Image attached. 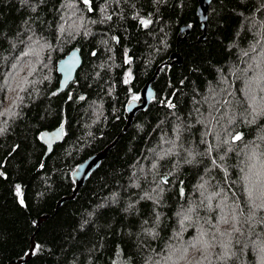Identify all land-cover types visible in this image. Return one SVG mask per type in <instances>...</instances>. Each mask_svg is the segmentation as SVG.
Segmentation results:
<instances>
[{
  "label": "trees",
  "instance_id": "obj_1",
  "mask_svg": "<svg viewBox=\"0 0 264 264\" xmlns=\"http://www.w3.org/2000/svg\"><path fill=\"white\" fill-rule=\"evenodd\" d=\"M198 5L0 0V264H264V0H212L205 38ZM74 48L83 64L59 94ZM60 128L46 155L42 133Z\"/></svg>",
  "mask_w": 264,
  "mask_h": 264
},
{
  "label": "water",
  "instance_id": "obj_2",
  "mask_svg": "<svg viewBox=\"0 0 264 264\" xmlns=\"http://www.w3.org/2000/svg\"><path fill=\"white\" fill-rule=\"evenodd\" d=\"M212 0H199V5L197 8V13L199 19L202 23V30L204 32L203 38H205L207 34V26H208V13L209 7ZM191 27L184 26L181 28L180 36L185 34L184 39L190 33ZM171 58L173 59V63L181 64L182 58L179 53L175 52L172 54ZM83 64V57L81 50L79 48L72 49L66 56L61 58L57 64V71L60 75V84L58 93L61 94L65 92L70 84L76 79L78 71ZM161 66L158 68L156 74L152 77V79L145 84L140 93V98L137 100H131L127 104V112H128V123L127 128L131 125L133 118L135 115L140 112L147 110L155 98V90L153 89L152 83L155 80ZM43 143L47 146V154H50L56 144L62 142L63 140V129H54L47 130L42 133L41 137ZM118 138L113 142L110 146L105 148L103 151H100L84 162H82L74 171L73 178L76 183V187L74 189L73 195L70 197L63 198L59 205H62L65 201L69 199H73L78 191L86 184L88 179L92 176V174L98 170L104 159L108 156L110 149L116 144Z\"/></svg>",
  "mask_w": 264,
  "mask_h": 264
},
{
  "label": "rangeland",
  "instance_id": "obj_3",
  "mask_svg": "<svg viewBox=\"0 0 264 264\" xmlns=\"http://www.w3.org/2000/svg\"><path fill=\"white\" fill-rule=\"evenodd\" d=\"M62 28H63V25H61V27H60V34L62 33ZM261 67V65H258L257 66V68H260ZM247 82H248V84L249 83H251V87L253 86L252 84H254V83H252L253 82V79H250L249 81L247 80ZM256 83V85H257V82H255ZM248 86V85H247ZM249 87V86H248ZM259 90H261V93L263 94L264 93V86H262V84L261 85H259ZM258 90V91H259ZM257 91V92H258ZM254 96L255 95H253V94H251L250 93V100H249V102L251 101V99L252 98H254ZM257 212V211H256ZM255 212V213H256ZM254 213V214H255ZM253 214V215H254ZM231 217H232V214H231V212L230 211H223L222 212V214H220L219 215V219H220V221H221V225L220 226H223V228H225V227H229V232H234V231H236V227H235V225H236V223L237 222H235L234 224H233V219H231ZM262 250L264 249V248H261ZM258 252L259 253H257L256 254V256L258 255V259H261V260H263V262H264V255H262L261 254V250H258ZM195 258H199V260L197 261V259H193V260H186V259H182L178 264H198V262H203V260H205V257H204V259H203V257L201 258V256H194ZM197 261V262H196Z\"/></svg>",
  "mask_w": 264,
  "mask_h": 264
},
{
  "label": "snow or ice",
  "instance_id": "obj_4",
  "mask_svg": "<svg viewBox=\"0 0 264 264\" xmlns=\"http://www.w3.org/2000/svg\"><path fill=\"white\" fill-rule=\"evenodd\" d=\"M25 2H26V0H25ZM84 3L85 4H88L89 3V0H84ZM141 23L145 26V27H147V25L149 24V23H151V21L150 20H142L141 21ZM128 81L126 80L125 81V83H127ZM137 99H139V97H137V96H133V100H137ZM253 111H255V110H253ZM260 113H257V115H259ZM4 130L3 129H0V133H2ZM233 140H240V139H242V134H240V133H237V134H235L233 137ZM3 175V173L2 172H0V176H2ZM16 192L19 194L20 193V186L19 185H17L16 186ZM251 195V193H249V196ZM20 203L21 204H23L24 203V201H23V199L21 198L20 199ZM130 207H131V205H130ZM236 231H239V229H236ZM39 249V246L37 245V250ZM222 258H224V259H226L227 258V253H225V256L224 257H222Z\"/></svg>",
  "mask_w": 264,
  "mask_h": 264
}]
</instances>
